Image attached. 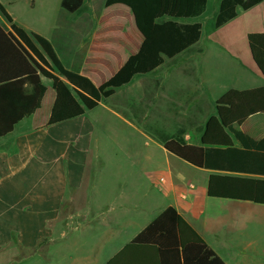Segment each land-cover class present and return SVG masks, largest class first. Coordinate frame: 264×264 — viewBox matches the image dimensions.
<instances>
[{
  "label": "crops",
  "instance_id": "obj_1",
  "mask_svg": "<svg viewBox=\"0 0 264 264\" xmlns=\"http://www.w3.org/2000/svg\"><path fill=\"white\" fill-rule=\"evenodd\" d=\"M0 2L10 14L6 2ZM14 2L8 1L7 5ZM59 2L61 5L62 0ZM220 2L210 31H204L203 22L208 6L202 16L190 21L199 22L203 27L202 38L193 49L175 59L165 57L163 65L155 72L137 76L130 84L117 90L110 99L121 95L120 106L107 99L83 116L49 126L56 94L53 87L49 93L47 79L43 80L47 91L41 107L17 123L13 131L0 137V264H32L35 258L40 262L46 254L44 250L68 241L74 234L86 232L87 226L91 227L89 235L100 233L103 236L101 243L115 245V250L101 261L98 260L101 252L95 254L93 249L86 257L72 258V264H106L168 207L176 209L224 264H264V238L249 234L256 224L262 223L254 217L260 208L247 201L210 197L207 193L208 180L215 171L199 169L169 153L143 129L146 121L170 132L185 126L186 140L200 145L201 133L198 130L216 113L215 103L225 92L264 87V76L256 66L250 49L249 55L236 51L239 43L247 42L249 48V34L264 33V1L249 10L239 9L236 18L213 30ZM90 3L92 11L82 13L90 17V28L81 41L71 43L59 55L67 67H79L81 74L99 86L108 80L101 78L104 71L114 68L109 75L111 78L129 57L139 51L143 39L128 8L105 7L98 16ZM85 5L86 0L70 20L78 21L79 12ZM30 7L33 6L30 4ZM59 11L56 9L41 18L39 27L29 26L24 20L20 23L10 15L25 30L52 40ZM0 18L8 25L1 15ZM212 104L214 108L210 112L208 109ZM97 111L105 114L108 120L96 119ZM192 114L208 115L204 123L199 124L195 120H186V116ZM111 119L150 138L151 144L145 145L148 150H145L144 160L155 171L167 170L171 182L165 175L160 176L157 181L160 190H147L146 196L153 191L162 196L164 202L152 195L150 201L130 202L120 190L116 198L112 199L109 193L103 204L97 205V193L91 188L88 192L86 190L91 198L88 205L90 211L82 209V197L88 183L89 157L93 146L98 143L97 133L103 132L105 127L112 128ZM236 128L241 131L244 128V133L254 139H262L264 114L253 115ZM192 131L198 132V135L192 136ZM190 138L193 140L189 141ZM123 144V141L119 142L120 147H126ZM174 158L204 171L206 190H196L195 183L191 184L190 190H176ZM162 178L164 181H160ZM165 187L170 190H164ZM94 210L102 212L94 214ZM126 210L137 212L135 220L129 225L120 224V212ZM150 211V216L145 217V213ZM100 223L105 228L102 232L96 227ZM162 246L160 250L156 245L149 248L141 245L137 254L127 252L119 263L183 262V258H179L181 249L179 254L175 238L165 237ZM75 249L78 251L77 247ZM42 264L51 263L46 258ZM189 264L210 263L196 257Z\"/></svg>",
  "mask_w": 264,
  "mask_h": 264
},
{
  "label": "trees",
  "instance_id": "obj_2",
  "mask_svg": "<svg viewBox=\"0 0 264 264\" xmlns=\"http://www.w3.org/2000/svg\"><path fill=\"white\" fill-rule=\"evenodd\" d=\"M84 1L62 0L52 40L25 30L0 2V15L8 23L0 18V137L41 107L47 91L44 79L52 82L56 94L50 126L85 115L135 77L155 72L165 57L175 59L190 51L201 40L203 28L201 23L190 21L206 12L209 0H105L106 8L130 10L143 41L139 51L99 86L81 74L79 67H67L59 55L71 43L81 41L91 26L88 15L82 16L83 22L70 20ZM263 1L221 0L215 29L236 18L239 9L249 10ZM248 44L264 76V33L249 34ZM215 108L216 113L198 130L200 145L186 140L185 126L170 132L146 121L143 129L169 153L199 169L215 171L208 180L210 197L264 205V138L254 139L236 128L251 116L264 114V87L230 89L216 101ZM165 237L175 238L181 264L196 257L224 264L173 207L166 208L106 264H120L124 254H137L141 245H156L161 250Z\"/></svg>",
  "mask_w": 264,
  "mask_h": 264
},
{
  "label": "rangeland",
  "instance_id": "obj_3",
  "mask_svg": "<svg viewBox=\"0 0 264 264\" xmlns=\"http://www.w3.org/2000/svg\"><path fill=\"white\" fill-rule=\"evenodd\" d=\"M5 5L9 8L10 14L18 22L24 20L29 26L39 27L41 18L50 15L56 9L60 10L61 5L59 0H35L34 2L30 0H4ZM8 1H15L12 5H7ZM105 0H86V5L83 11L79 12V21L83 22L82 13L91 12V3L93 7L97 10L95 13L99 14L105 9L104 5ZM219 0H209L207 15L203 18L204 22V31H210L212 27V22L214 21V13L216 7H218ZM30 4L33 7H30ZM129 10V9H128ZM81 13V14H80ZM87 15L86 13H84ZM131 22V20H130ZM99 28V25H98ZM213 30L215 27L213 26ZM237 52L241 55L248 54L249 48L247 42L239 43L236 45ZM114 68H107V72L104 71V77H101L105 81L110 78ZM100 75V74H99ZM46 84L49 87V93L52 90V85L50 80H45ZM135 93V90L133 91ZM118 97L110 99L109 102L113 105L120 106L121 95ZM214 108V105L209 107L211 112ZM208 114H192L186 116V120H195L196 123H204L205 118ZM96 119H101L107 121L105 114L97 111L95 113ZM114 119V118H113ZM91 120V119H90ZM112 128H104L103 132H98V143L93 146L91 155L89 157V170L86 174L88 183H86V188L84 189V195L82 197V209L90 211L89 204L91 198H89L87 192L88 190H95L97 193L96 200L98 201L97 205L103 204V201L106 199L105 196L110 193L111 198H116L117 194L121 190L122 196L126 197L130 202H141L143 200L150 201V196H154L160 202H164L165 199L161 196H158L153 191L149 192L146 196L147 190H160L158 189L157 181L160 176L167 177L169 183L171 178L168 175L167 170L155 171L151 167L149 168L148 163L145 162V150H148L145 146L147 143H150V138L145 134L135 130L130 126H123L121 122L109 121ZM245 131L244 128H242ZM192 136L194 134L198 135V132L192 131ZM127 140V142L125 141ZM193 138H190L189 141H192ZM123 141L126 147L119 146V142ZM123 144V145H124ZM98 156V157H97ZM125 157V158H124ZM175 161L174 165V182L177 186L176 190H190L191 184H196V190H206L207 188V178L204 177L203 172L200 171L186 163H181L177 158L173 159ZM179 176V177H177ZM179 178V181H177ZM87 190V192H86ZM164 190H170V188L165 187ZM142 203V202H141ZM257 208H260L255 212L254 217L257 220H262V223L256 224V226L250 230V236L264 238V205H257ZM261 210V211H260ZM102 211L94 210V214L100 213ZM92 213V212H91ZM152 211L145 213V217L150 216ZM120 224L127 223L128 225L135 220L136 211L126 210L120 212ZM99 231L105 230L102 223L97 224ZM91 227L87 226L86 232H79L76 235L74 234L71 239H68L66 242L51 246L44 250L43 258L40 260L35 258L32 261V264H42L46 262V258L51 264H72V258H83L86 257L88 252L94 253L101 252L98 257V260L106 259L111 253L115 250V245H109L107 243H101V238L103 237L98 234L93 236L90 234ZM81 239L82 241H80ZM75 244V242H77ZM80 241V242H79ZM75 247L78 248L76 251ZM42 262V263H41ZM81 264V262L79 263Z\"/></svg>",
  "mask_w": 264,
  "mask_h": 264
},
{
  "label": "built area",
  "instance_id": "obj_4",
  "mask_svg": "<svg viewBox=\"0 0 264 264\" xmlns=\"http://www.w3.org/2000/svg\"><path fill=\"white\" fill-rule=\"evenodd\" d=\"M160 181H164V179L162 178Z\"/></svg>",
  "mask_w": 264,
  "mask_h": 264
}]
</instances>
